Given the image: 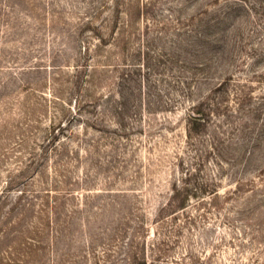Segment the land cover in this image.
Masks as SVG:
<instances>
[{
	"label": "rangeland",
	"instance_id": "rangeland-1",
	"mask_svg": "<svg viewBox=\"0 0 264 264\" xmlns=\"http://www.w3.org/2000/svg\"><path fill=\"white\" fill-rule=\"evenodd\" d=\"M190 37L203 42L187 46ZM85 48L93 59L79 63ZM100 55H111L110 65L124 61L127 86L137 94L141 128L129 137L68 124L70 110L108 93L111 67L78 79L77 66ZM253 71L264 74V0H0V99L17 127L3 136L1 170L17 161L12 137H28L36 148L53 121L77 135L71 150L95 145L89 157L82 149L63 167L75 193L63 212L75 215L72 234L53 245L48 264H94V255L109 249L116 256L138 225L150 264H264V162L233 179L235 170L210 161L199 181L211 179L216 193L160 216L195 169L186 111L226 76L243 81ZM249 81L263 104L264 82Z\"/></svg>",
	"mask_w": 264,
	"mask_h": 264
},
{
	"label": "trees",
	"instance_id": "trees-1",
	"mask_svg": "<svg viewBox=\"0 0 264 264\" xmlns=\"http://www.w3.org/2000/svg\"><path fill=\"white\" fill-rule=\"evenodd\" d=\"M188 41L190 44L187 42V46H196L203 42V38L190 37ZM98 42L103 43L104 39L99 37ZM97 58L93 65L77 66L78 70H82L78 72V79L81 80L83 73L91 77L87 74L89 70L95 73L98 68L111 67L114 76L108 80V93L85 101L86 109L77 105L73 114L70 110L68 124L79 122L77 127L85 128V131L90 129L106 136L129 137L141 127L134 119L139 107L136 106L137 94L134 95L127 86L128 79L123 72L126 64L121 60L122 63L110 65L111 55ZM92 59L91 50L85 48L79 63ZM252 79L258 83L264 82V74L253 71L243 81L228 75L186 111L185 143L193 155V164L190 166L193 165L195 169L187 170L182 187L173 188L170 200L160 216L165 211L183 210L187 202L198 195L216 193L211 179L199 181L201 170L210 161L216 167L225 165L235 170L231 173L233 179L247 174L251 167L264 162V149L258 147L264 143V119L260 128L257 124L258 119L264 118V103H255L253 88L249 86V80ZM9 107L0 99V166L7 160L6 150L1 145L9 137L3 136L13 135V130L17 128L10 125L12 114ZM84 112L88 118H83ZM76 136L68 132L60 121H53L44 140L35 144L36 148L30 147L25 140L28 137L23 135L10 139L12 146L18 147L20 151L15 152L17 161L10 169L3 171L0 168V248H5L0 252V264H48L46 257L54 255L53 245L64 234H72L75 212H63V204L75 193L69 189L72 184L64 175L63 167L69 164L71 157L77 161L82 149L85 157H89L91 149L95 147L85 141L80 151L79 147L71 150L69 143L74 142ZM113 143L111 139L110 145ZM49 154L54 156L56 163L53 168L47 167ZM180 161L183 166V160ZM125 234L128 235L127 231L119 233V239ZM146 238L143 226L138 225L132 229L121 249L122 253L120 251L113 256L114 252L109 249L100 257L94 255V264H116L119 259L124 264H150L143 250Z\"/></svg>",
	"mask_w": 264,
	"mask_h": 264
}]
</instances>
